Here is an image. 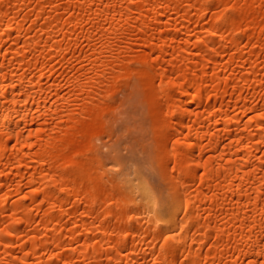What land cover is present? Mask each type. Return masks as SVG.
I'll list each match as a JSON object with an SVG mask.
<instances>
[{
  "label": "bare ground",
  "instance_id": "1",
  "mask_svg": "<svg viewBox=\"0 0 264 264\" xmlns=\"http://www.w3.org/2000/svg\"><path fill=\"white\" fill-rule=\"evenodd\" d=\"M0 264H264V0H0Z\"/></svg>",
  "mask_w": 264,
  "mask_h": 264
},
{
  "label": "rangeland",
  "instance_id": "2",
  "mask_svg": "<svg viewBox=\"0 0 264 264\" xmlns=\"http://www.w3.org/2000/svg\"><path fill=\"white\" fill-rule=\"evenodd\" d=\"M125 128H123V123H121L119 126H118V130L119 131H122V130H124ZM125 132L127 133V134H129L130 136H132L133 137V139H134V136L135 135H137V137H138V132H136V130H134V129H132V128H128L127 130H125Z\"/></svg>",
  "mask_w": 264,
  "mask_h": 264
}]
</instances>
